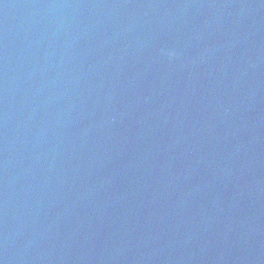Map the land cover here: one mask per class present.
<instances>
[{"label": "water", "instance_id": "water-1", "mask_svg": "<svg viewBox=\"0 0 264 264\" xmlns=\"http://www.w3.org/2000/svg\"><path fill=\"white\" fill-rule=\"evenodd\" d=\"M264 227V0H0V264H250Z\"/></svg>", "mask_w": 264, "mask_h": 264}]
</instances>
